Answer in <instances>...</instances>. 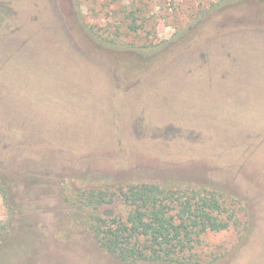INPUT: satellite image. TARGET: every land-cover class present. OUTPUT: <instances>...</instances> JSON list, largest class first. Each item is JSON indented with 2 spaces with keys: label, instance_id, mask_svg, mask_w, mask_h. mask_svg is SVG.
Instances as JSON below:
<instances>
[{
  "label": "rangeland",
  "instance_id": "rangeland-1",
  "mask_svg": "<svg viewBox=\"0 0 264 264\" xmlns=\"http://www.w3.org/2000/svg\"><path fill=\"white\" fill-rule=\"evenodd\" d=\"M143 182L224 194L201 264H264V0H0V264H126L75 199Z\"/></svg>",
  "mask_w": 264,
  "mask_h": 264
},
{
  "label": "trees",
  "instance_id": "trees-1",
  "mask_svg": "<svg viewBox=\"0 0 264 264\" xmlns=\"http://www.w3.org/2000/svg\"><path fill=\"white\" fill-rule=\"evenodd\" d=\"M79 194L75 200L90 210V229L100 247L126 264H201L196 253L201 237L238 222L236 208L224 194L208 188L130 184L122 191L125 210L111 217L98 210L114 200L113 192L88 189ZM6 229L0 219V236Z\"/></svg>",
  "mask_w": 264,
  "mask_h": 264
}]
</instances>
